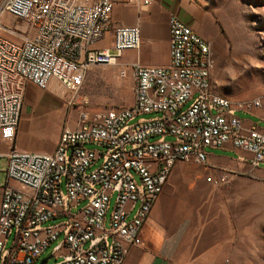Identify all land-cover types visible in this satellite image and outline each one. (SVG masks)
<instances>
[{"label":"built area","instance_id":"obj_1","mask_svg":"<svg viewBox=\"0 0 264 264\" xmlns=\"http://www.w3.org/2000/svg\"><path fill=\"white\" fill-rule=\"evenodd\" d=\"M113 3L0 1V33L16 40L0 36L3 140L14 139L26 83L47 90L54 82L75 94L90 68L115 65L123 51L139 47L137 26L112 27ZM7 14L11 28L3 23ZM110 31V47H95ZM168 31L167 66L118 70L133 77L130 105L82 110L51 154L7 153V178L24 190H3L0 264H36L51 244L50 264H122L131 247L142 245L141 225L176 161L204 165L206 149L229 142L251 154L245 161L252 169L264 162V115L259 126L245 125L211 88L209 43L176 19ZM260 106V99L240 103L244 112ZM226 176L207 181L217 185Z\"/></svg>","mask_w":264,"mask_h":264},{"label":"crops","instance_id":"obj_2","mask_svg":"<svg viewBox=\"0 0 264 264\" xmlns=\"http://www.w3.org/2000/svg\"><path fill=\"white\" fill-rule=\"evenodd\" d=\"M170 19L185 24L213 47L221 45L217 22L203 0H153L146 7H143L141 0H114L112 27L137 26L140 34L139 47L123 51L118 58V70L135 64L142 67L167 66L170 61ZM110 44L111 31L95 47L108 48ZM209 78L211 83V73ZM211 88L218 95L226 97L212 83ZM59 89L60 86L54 82L46 92L30 83L25 84L14 139L7 142L0 136V202L4 188L24 190L6 175V155L11 149L51 154L62 130L77 127L78 120L73 122L74 112L67 110L66 104L71 103L69 99L60 102L58 98L63 97L54 95V91ZM229 100L235 114L244 120L245 125H260L264 115L263 100L261 106L251 112L242 111L237 99ZM206 150H215L218 154L206 152L204 167L193 160L176 161L173 164L139 230L142 245L131 247L122 264L217 263L220 251L225 247V224L224 217L219 215L213 205L214 200L210 199L211 186L205 178L208 172H212L214 178L224 171L235 174L258 173V170L264 169V162L252 169L245 161L251 154L234 148L229 142L220 148Z\"/></svg>","mask_w":264,"mask_h":264},{"label":"rangeland","instance_id":"obj_3","mask_svg":"<svg viewBox=\"0 0 264 264\" xmlns=\"http://www.w3.org/2000/svg\"><path fill=\"white\" fill-rule=\"evenodd\" d=\"M203 2L209 6L222 38L221 45L216 47L207 41L212 85L228 99H237L241 104L254 99L264 101V0ZM2 19L4 26H13L14 17L7 14ZM0 36L16 41L7 31H2ZM118 68L117 64L94 66L75 94L61 87L54 91V95L63 97L58 98L60 102L72 99L66 105L68 111L74 112L73 122L78 120L82 110L97 113L132 102L133 77H119ZM206 152L218 154L215 150ZM225 174L224 181L217 185L207 181V178L214 179L212 172L205 178L211 186L210 199L214 200L213 205L224 217L225 224V247L216 264H264V169L254 174L230 171ZM52 246L36 264L50 255ZM54 261L51 258L48 264Z\"/></svg>","mask_w":264,"mask_h":264},{"label":"water","instance_id":"obj_4","mask_svg":"<svg viewBox=\"0 0 264 264\" xmlns=\"http://www.w3.org/2000/svg\"><path fill=\"white\" fill-rule=\"evenodd\" d=\"M51 258V256L49 255V256H47L46 258H44V259H42L41 261H40V264H45L46 263V261L48 260V259H50Z\"/></svg>","mask_w":264,"mask_h":264},{"label":"bare ground","instance_id":"obj_5","mask_svg":"<svg viewBox=\"0 0 264 264\" xmlns=\"http://www.w3.org/2000/svg\"><path fill=\"white\" fill-rule=\"evenodd\" d=\"M52 83H53V82H52ZM52 83H51V84H52Z\"/></svg>","mask_w":264,"mask_h":264}]
</instances>
